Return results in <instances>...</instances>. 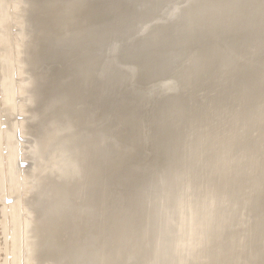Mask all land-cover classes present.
Listing matches in <instances>:
<instances>
[{"label":"rangeland","instance_id":"obj_1","mask_svg":"<svg viewBox=\"0 0 264 264\" xmlns=\"http://www.w3.org/2000/svg\"><path fill=\"white\" fill-rule=\"evenodd\" d=\"M35 2L31 24L26 23L28 4L0 0V264H43L47 254L50 261L62 257L67 262L80 246L90 252L95 218L96 242L103 243L102 253L116 251L113 264L125 259L127 246L132 248L128 256L136 259L142 253L139 262L146 264L153 258L161 261L160 256L179 262L188 255L182 260L188 264H244L258 255L249 262L264 264V7L219 9L196 18L201 6L188 5L187 0L88 3L74 10L72 22L80 28L104 20L114 42L122 43L109 58L115 61L113 68L100 69L88 83L86 68L99 70L94 65L100 58L76 53V45L70 48L74 61L64 55L43 56L48 54L43 49L47 29L61 26L51 15L39 13L40 3ZM226 14L233 21L225 23ZM145 27L144 38L154 44H146L142 57L134 58L137 35ZM150 54L159 58L147 69ZM65 67L71 70L66 79L61 74ZM42 72L49 73L47 79L30 80ZM42 83L48 92H30L35 97L31 104L28 91ZM123 104L135 110L137 134L116 116ZM32 105L42 111L44 121L46 116L55 119L47 121L57 142L87 139L66 153L77 169L72 182L62 187L73 186V203L81 204L82 211L71 219L55 214L53 227L45 225L54 230L49 240L47 232L38 239L37 227L40 212L47 209L44 203L51 200H37L32 172H21V155L17 158L11 151L13 131L7 123L1 125L11 118L30 119L20 112L29 113ZM95 114L96 121L91 120ZM100 131L120 134L129 151L115 165L102 162L99 153L106 142L96 141ZM24 150L29 156L27 145ZM52 189L57 188L48 191ZM208 217L215 219V226L208 225ZM206 229L214 238V230L225 234L216 243L230 245L227 255L220 253L224 246L215 256L206 253L197 241ZM156 236L163 240L155 244ZM125 238L128 243L122 242ZM55 241L64 248L62 253L36 248ZM141 241L143 252L131 247ZM128 256L126 262L137 264L139 259Z\"/></svg>","mask_w":264,"mask_h":264},{"label":"bare ground","instance_id":"obj_2","mask_svg":"<svg viewBox=\"0 0 264 264\" xmlns=\"http://www.w3.org/2000/svg\"><path fill=\"white\" fill-rule=\"evenodd\" d=\"M37 1L40 3L37 11L41 14L51 15L54 18L53 20L56 22L55 23L56 26L58 24L61 26L60 29H55V28L54 29H47V30H50V33H49L48 38L46 39L47 43L43 44V46H44L43 49L48 54L46 55L44 53L43 56L48 57V58H50V57L53 58V57H57L58 55L59 56L64 55L67 57V59H68L67 61H72V60L74 61L76 59H75V56L70 53V48L73 45H76L74 47V48H76L75 50L78 51L76 53H80V54L84 53V54H86V56H89V58H92V59H99L100 58V60L96 61V63H95V64H98V66L94 65L95 67H98L99 70H94L96 68L93 67L94 68L93 69L91 67V65H90V67L86 68L88 70L87 75H86L88 78V83H90L91 79H95L97 77V75L100 74V69L106 72L107 70H111L113 68L112 64L115 63V61H112V59L110 60L109 58H111L112 52H114V50L118 46H120L122 43H121V41L115 43L113 40V35H111L110 33H107V31H106L107 29H105L106 28V26H105L106 22H104V20H101V22H97V23H101L100 25L96 26L94 24H91L88 27L82 26L80 28L74 24L75 22H72L71 15L75 9H79L88 3L93 4L95 2V0H37ZM103 1L107 2L109 0H103ZM21 2H25V4L29 5V9L27 10L29 12L28 13L29 19L26 20V23L30 22L32 24L30 12L34 11L35 6L37 8V3L35 2V0H21ZM194 2L198 6H201L199 8H203V9L206 8V10L210 11V12H211V10H215V9H217V10H219V9H227V10L236 9V11H243V10H247V9L248 10L249 9H257V8L261 9L264 7V0H195ZM224 6L225 7L228 6V8H225ZM25 9H27V8H25ZM198 10H201V9H198ZM193 17H196V14H194ZM54 27H55V25H54ZM17 31H20V30H17ZM147 32H148V29H145V30L141 31V33H138L137 39H136V45H135L136 48L133 49V52H132L134 58L142 57L143 48H144V46H146V44H148V43L154 44V41H152V40L146 41V39L144 38V35ZM133 34H136V33H133ZM151 42H153V43H151ZM103 47H105V48H103ZM155 55L156 54H150L147 56V64L148 65H145L144 68L146 67L147 69H149V67L152 68L156 65V61L158 60L159 55L158 56H155ZM104 56L106 58L103 61L102 58H104ZM101 60L103 61L102 63H101ZM140 66L141 65H139V67ZM116 71H120V70H116ZM70 72H71V70L66 71V67H65V71H61V74H62L63 78L66 79L69 77V76H67V74ZM48 75H49V73L42 72L38 76H36V74L32 75L30 80H32V81L44 80V79L48 78ZM21 78H18V79H21ZM23 80H25V78ZM23 80L21 79L19 81L23 82ZM19 81H16V82L18 83ZM103 83L106 85V84H109L110 82L104 81ZM44 87H45V85L42 83L39 85L40 90L33 87V88H31L30 91H28L29 95H30L31 104L33 102H35L34 101L35 97L33 98L34 91L36 92L35 93L36 95H43L44 93L48 92L47 88H44ZM30 92H32L33 94H31ZM124 96L126 97V94H124ZM15 97H17V95ZM19 99H23V98L22 97L20 98V96H19ZM127 99H128V97H126V100L124 99L125 100L124 102H126V104H128L127 102H129ZM23 101H25V99ZM16 105H17V102H16ZM124 106H125V104H123V106L120 107L121 108L120 110L118 108L119 111L118 112L116 111V116H117V118H120L119 120H122V122L125 125H128V126L130 125L132 128V131L135 130V132L137 134L140 131V128L137 129L139 126V121H138V117L135 116V112H134L135 110H131L132 107L126 108ZM9 108H11V107L9 106ZM28 108L30 109L29 113L22 111V112H20V114L28 115L30 119L26 118L25 120H16L17 118H14L15 120H13V118H11L12 120H8V119L6 121L1 120L2 121L1 125L3 123H7L8 124L7 128H9L13 131L12 138H13L14 146L11 148V151L13 152V154L16 153L17 158L21 155L20 156L21 157L20 162L27 163V165H28V166H24V167H22V165H19V167H20L19 170L22 172V170H23L22 168H25V169H29L32 172L33 179L36 181L34 188H36V190L38 191L37 200L42 201L43 203H44V200H51L49 203H44L45 206L47 207V209L42 208L43 209V210L41 209L42 212H40V210H39V212H40V218H39V223H38L39 227H37V230L39 232L38 233V239L40 237H42L47 232L49 234L48 235V240H49L50 239L49 237H51L54 233V230L52 227L54 224L53 218H55L54 217L55 214L56 215L61 214V215L65 216L61 219H66V218L71 219L74 216H77L82 211V207L80 206L81 204H78V202L73 203V200H74V199L72 200V196H73L72 194L74 193V190L72 188L73 186L67 190L62 188V187L66 186V184H70L72 182V180L74 178L75 170L77 169V167L74 164V159L69 158L66 155V153H68V151H71L72 148L76 149L77 145L81 144V143H78L79 141H82L83 142L82 144H84L85 143L84 141L87 142V139L84 138V136H80L79 138H75V139H71V140L69 139V140H65L63 142H57L55 140L56 136L54 134V132H55L54 127L49 128L48 127L49 124L47 121V119H48L50 121L52 120V122H53V121H55V119L50 118L49 116H46V120L44 121L45 116L42 115V113H41L42 111L37 110L36 108H34L33 105L28 106ZM90 111H94L96 113L95 109H91ZM12 113H13V111L10 114H12ZM14 115H15V113L12 115V117ZM8 116L11 117V115H9V114H8ZM24 118H25V116H24ZM24 118H22V119H24ZM96 118H97V116L95 114V116L93 118L91 117V120L96 121ZM18 119H21V118H18ZM90 123H94V122H89V124ZM101 132L102 131L97 133L96 141L101 142V143L106 142L104 147H102V151L99 153V154H101L102 162H105L106 164H108L110 166L115 165L118 162H120L124 156L128 155L129 151L125 147V144H123L124 141H123L122 137L120 136V134H118L117 132H114V133H110L107 136L106 133H103V132L101 133ZM132 133H134V132H132ZM19 136L22 139H19ZM94 141H95V139H94ZM26 145L29 149V150H26V152L31 151L29 156H27L26 153H23L25 151L24 149H25ZM20 151L22 152V154H19ZM24 182H25V180H24ZM27 183L29 184V181L25 182V184H27ZM21 184H22V182H21ZM52 187L57 188V189H52V190L48 191ZM18 197L21 198L20 195ZM46 202H48V201H46ZM212 204H209V206L207 204V206L210 207ZM212 210L213 209L210 208V212ZM210 216H211V214H210ZM97 217H99V215ZM56 219H58V218H56ZM119 219H121V218L119 217ZM242 221H244V220L242 219ZM46 223H49L52 226L51 228L53 231H50V233H49V230L51 228L48 229V227L45 226ZM93 223L92 224L94 227L91 228V231H89L90 234L94 236L91 238L92 245H90L91 249L89 248L90 252L87 251L88 248L80 246V248H78V251L76 252V254L72 255V257L70 258L71 259L70 261H67V262H66V260L62 261V257H60V260H58V261L57 260L50 261L52 257L51 256L47 257V255H49V254H47V255H44L45 257L43 256L45 260L42 259L45 262H43V261H41V262H43V264H46V263L47 264H113L112 259L114 258V255H116V251L110 250V251H105L104 253H102V251H103L102 244L103 243L97 244V242H96L97 233L99 235V232H97L98 227H99L98 226V219L95 218L93 220ZM215 223H216V221L214 218L208 217V225L215 226ZM99 229L102 230V227H100ZM107 229L109 231V228H107ZM215 229H217V228H215ZM214 231H215V237L216 238L211 236L212 235L211 230L209 231L206 229L205 231H202V233H204L205 237L197 239V241L201 240L202 243L201 242L200 243L202 244V247H204L205 248L204 250L206 251V253L208 255H211V256H215V254L218 252L217 250L219 248L222 249L221 247L224 246V244H225L224 241L221 242V244L224 242V244H222V245L219 242H218L219 244L216 243L217 241L221 240L220 238L225 234H223V232H221L220 229L214 230ZM197 234L200 235V232H197ZM155 238H156L155 244L157 242L163 240L162 237H160V236H156ZM48 240H47V242H48ZM100 241H102V239H100ZM126 241H127V238H125L122 242L128 243ZM225 241L229 244L228 240L225 239ZM231 241H230V243L232 244ZM47 242L45 245H43L44 242H42L36 248L42 246L41 247L42 249H50V251H52V254H55L57 252L56 250H60V253H62L64 248H61V244H59L56 241L54 244H48ZM142 242L143 241L138 242L137 244H133L131 247H134V250H135V248H137L136 246H138L142 250L145 247L142 245L141 246L138 245V244H141ZM146 243H148V241ZM198 243L199 242L195 243L196 246L194 245V249L197 247V245L199 246ZM233 243H235V241H233ZM201 244H200V246H201ZM215 245H217V247L219 245V247L217 248ZM231 247L233 248V246H231ZM130 249H132V248H129V246H127V248L125 249L127 254H125V252H124V254H125V256H124V254L122 253L123 256L125 257V259H123V256L120 258L123 259L124 261L125 260L127 261V259H128L127 256L130 252L129 251ZM192 249H193V247H192ZM223 249H224V251H223ZM223 249H222L223 252L220 251V253L221 254L225 253L227 255L228 251H230L231 248H230V245H228V246L226 245L223 247ZM136 250H138V248ZM144 250H142V252ZM147 250H149V247ZM177 250H179V248H177ZM53 251H56V252L53 253ZM165 251L167 254V251H169V250L165 249L164 252ZM145 252H148V251H145ZM47 253H49V252H47ZM65 253L66 252H64V254ZM251 254H253V253H251ZM139 255L136 254L135 256L139 257ZM141 255H142V253H141ZM145 255H147V254H145ZM255 255H256V253H255ZM52 256H54V255H52ZM133 256H134V254L131 257L129 255L128 256L129 260ZM253 256H251V257L253 258ZM138 257L136 259H139V260H136L134 258H132V259L136 260L137 264L143 263L144 260H143V262H139V261H142L141 259L143 258V256H141V258L140 257L138 258ZM188 257H191V256L188 255ZM188 257H186L187 260H188ZM243 257L248 258L246 255H244ZM256 257H259V255L255 256V258ZM186 258H182L180 260L182 261L183 259H186ZM255 258L254 259L248 258V259H250V260H257L258 259V258L257 259H255ZM154 259L155 258H153V261L152 260L151 261L154 262ZM158 259L159 258L155 259V262ZM160 259H161V261L164 260L163 264H188L186 261L185 262L179 261V262L172 263L175 260L174 258H172V256L169 258H168V256H163V260H162V257L160 256ZM123 260H122V262L120 260V263H115V264H124ZM147 260H145V261H147ZM148 261H147V264H148ZM161 261L159 260V262L157 261L156 263L160 264ZM246 261H243V263L247 264V262H248V264H251L249 261H247V262ZM117 262H119V261H117ZM128 262H126V263H128ZM134 262L135 261H133L132 263H128V264H133ZM155 262L153 264H156ZM252 262H254V261H252ZM39 263L40 262L35 261V264H39ZM143 264H146V263L144 262ZM189 264H193V263L190 262Z\"/></svg>","mask_w":264,"mask_h":264},{"label":"water","instance_id":"obj_3","mask_svg":"<svg viewBox=\"0 0 264 264\" xmlns=\"http://www.w3.org/2000/svg\"><path fill=\"white\" fill-rule=\"evenodd\" d=\"M189 3H188V5H191V4H193V2L195 1V0H187ZM201 10H199L197 13H196V16L197 17H199V16H201L202 14H211V13H216L217 12V9H215V10H211V12L210 11H207L206 10V8L205 9H203V8H200ZM232 10V9H231ZM196 17V18H197ZM196 18H194V20L196 19ZM223 21L225 22V23H227V22H231V21H233V18H231V16H230V14H226V16L224 15V18H223ZM161 27H162V25H161ZM106 29V28H105ZM144 29H148L147 27H145ZM143 30V29H142ZM103 48H105V47H103ZM172 90H174L173 88H171ZM157 112H158V110L156 111V114H157ZM19 139H22L20 136H19ZM21 165L22 166H26L27 164L26 163H21Z\"/></svg>","mask_w":264,"mask_h":264}]
</instances>
